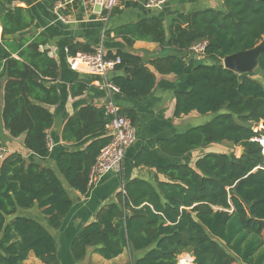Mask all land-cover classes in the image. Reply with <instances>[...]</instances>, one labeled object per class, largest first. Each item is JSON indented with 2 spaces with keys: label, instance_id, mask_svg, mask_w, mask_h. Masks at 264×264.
Here are the masks:
<instances>
[{
  "label": "trees",
  "instance_id": "trees-1",
  "mask_svg": "<svg viewBox=\"0 0 264 264\" xmlns=\"http://www.w3.org/2000/svg\"><path fill=\"white\" fill-rule=\"evenodd\" d=\"M32 23L22 7L0 14V105L10 134H24L25 147L46 158L51 153L48 131L54 124L49 106L61 98L50 82L59 71L57 61L43 49L46 34L32 40L20 35ZM117 33L131 46L136 40L157 42L183 55L207 40L204 61L193 70L190 90L177 93L174 114L196 112L211 119L160 140L167 153H195L193 164L161 166L148 149L139 153L135 166L156 167L164 179L156 184L139 178L127 181L72 240L74 261L85 260L91 252L106 260L128 253L127 264H178L180 255L189 252L194 264H264V52L255 72L263 80L223 64L226 56L252 49L264 39V0H224L223 9L190 12L169 29L160 18L150 17ZM66 47L70 55L93 52L73 39L66 40ZM107 57L121 59L115 69L119 73L111 77L119 96L138 99L152 92L156 73L141 56L120 50ZM175 59L169 53L151 64L167 73ZM86 89L78 83L71 92L79 95ZM120 113L137 124L135 108L120 107ZM111 119L105 106L90 104L71 115L62 138L72 142L73 149L57 156V170L18 151L0 159V264H24L30 254L43 264H61L51 229L61 228L73 206L65 183L83 195L90 193L91 169L112 139L107 129ZM260 124L262 129H256ZM224 143L243 148V153L208 149ZM34 206L44 222L21 213Z\"/></svg>",
  "mask_w": 264,
  "mask_h": 264
},
{
  "label": "crops",
  "instance_id": "crops-1",
  "mask_svg": "<svg viewBox=\"0 0 264 264\" xmlns=\"http://www.w3.org/2000/svg\"><path fill=\"white\" fill-rule=\"evenodd\" d=\"M59 1L61 0H2L0 3V14L5 9L22 7L33 17L32 25L20 35L32 40L41 33L46 34L48 42L43 49L57 61L59 71V76L50 84L57 88L61 97L57 104L49 106L54 115V124L48 131L49 144H51V153L48 157L41 158L29 151L24 145V134L19 137L10 134L2 120V103L0 145L7 147L10 152H21L29 161L35 160L57 170V156L63 151L73 149V143L62 138V130L68 118L82 106L90 104L102 107L108 102L107 91L99 86L100 76L91 74L82 64L70 66L67 39L83 43L93 51L102 47L107 54H115L120 50L131 52L141 56L143 62L146 61L150 69L156 73V84L152 92L138 99H127L119 95L115 97L120 107H133L139 116L135 125L136 142L126 150L121 169L103 175L88 195L73 190L65 183L73 200V206L64 218L61 228L51 229L57 240L58 255L64 248L67 256L69 255V264L114 262L124 258L125 253L113 260H106L99 254L91 252L85 260L76 263L71 256L72 240L85 225L96 219L98 211L104 205L115 200L116 194L127 181L139 178L156 184L157 181L164 179L163 174L156 167L135 166L136 158L143 149H148L161 166L185 163L188 155L167 153L160 145V140L172 138L191 126L211 119V115H200L196 112L182 117H176L174 114L177 93L190 90L194 80L193 70L204 61L201 55L194 52L187 55L179 54L176 49L168 45L161 46L157 42L145 40H136L131 46L117 31L123 26L150 17L160 18L169 29L176 20L184 22L190 12L207 8L223 9L224 0H167L157 9L146 8L144 5L146 0H122L107 21L98 14L100 8L98 9L96 5L91 7L86 5L84 0H71L57 7ZM60 16L66 20H61ZM169 53L176 55L171 69L167 73L157 72L151 61ZM117 73L119 72L114 71L110 76ZM78 83L86 84L87 89L82 94L73 95L71 89ZM212 146L208 149L213 150ZM192 159L191 164L195 160V153ZM60 176L62 178L61 174ZM21 213L36 216L35 218L38 217L37 219L42 222L45 220L37 206L22 210Z\"/></svg>",
  "mask_w": 264,
  "mask_h": 264
},
{
  "label": "built area",
  "instance_id": "built-area-1",
  "mask_svg": "<svg viewBox=\"0 0 264 264\" xmlns=\"http://www.w3.org/2000/svg\"><path fill=\"white\" fill-rule=\"evenodd\" d=\"M71 0H61L58 2L57 7L62 6ZM122 0H84L88 6L100 5L98 14L102 15V19L107 21L115 8L120 6ZM167 0H146L145 7L148 9L160 8ZM61 20H66L60 16ZM207 40L196 44L192 47V52L197 55L203 56ZM70 66L74 67L82 64L84 68L93 75L100 76V87L104 88L109 100L105 104V109L112 115V119L107 125L109 133L112 135L111 141L102 148L95 164L93 165L90 173V185L95 184L106 173L121 169L125 157L126 150L132 146L137 139L136 126L132 120L120 113V106L116 103L115 97L119 93L117 87L111 80V73L116 69V66L121 63L120 57L109 58L107 53L102 47L97 48L93 52L77 51L75 54L68 56ZM51 147V144H49ZM9 150L7 147L0 145V159H3ZM125 184L122 185L123 191Z\"/></svg>",
  "mask_w": 264,
  "mask_h": 264
},
{
  "label": "water",
  "instance_id": "water-1",
  "mask_svg": "<svg viewBox=\"0 0 264 264\" xmlns=\"http://www.w3.org/2000/svg\"><path fill=\"white\" fill-rule=\"evenodd\" d=\"M128 4L130 3L128 2ZM96 7L99 9L100 5L96 4ZM7 37H11V35ZM263 52L264 41L252 49L226 56L223 60V64L226 68L233 69L239 74H253L259 68V59ZM144 64H146V61H144ZM242 153L243 148H241V154Z\"/></svg>",
  "mask_w": 264,
  "mask_h": 264
},
{
  "label": "rangeland",
  "instance_id": "rangeland-1",
  "mask_svg": "<svg viewBox=\"0 0 264 264\" xmlns=\"http://www.w3.org/2000/svg\"><path fill=\"white\" fill-rule=\"evenodd\" d=\"M263 41H264V39L261 42H263ZM254 76H255V78L263 80L262 77L257 73H254ZM262 126L263 125L260 124L257 126L256 129H262ZM212 149L215 151H223V152L234 151V152H236L237 155L241 154V148L240 147H233L230 143L215 144L212 146ZM192 158H193V155L190 154L186 157V161H192L193 160ZM263 237H264V231H263ZM123 257L124 258H120L119 260H115L114 262L109 261L106 263L103 262L102 264H127V261L129 260V254L125 253ZM59 258H60L61 264H69L68 263L69 262V255L67 256L64 248L61 249V253H59ZM193 262H194V257L192 256V254L189 252H184L182 255H180L178 264H194ZM24 264H43V263L40 259H38L34 255H30ZM236 264H240V263H236Z\"/></svg>",
  "mask_w": 264,
  "mask_h": 264
}]
</instances>
